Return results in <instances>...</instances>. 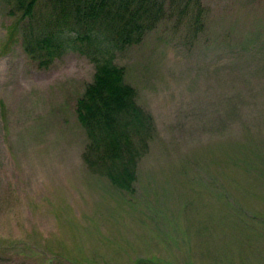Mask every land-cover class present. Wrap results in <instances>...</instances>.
Masks as SVG:
<instances>
[{
  "label": "rangeland",
  "instance_id": "rangeland-1",
  "mask_svg": "<svg viewBox=\"0 0 264 264\" xmlns=\"http://www.w3.org/2000/svg\"><path fill=\"white\" fill-rule=\"evenodd\" d=\"M155 1L112 51L153 122L126 192L82 157L88 51L31 58L0 0V264H264V0Z\"/></svg>",
  "mask_w": 264,
  "mask_h": 264
},
{
  "label": "trees",
  "instance_id": "trees-1",
  "mask_svg": "<svg viewBox=\"0 0 264 264\" xmlns=\"http://www.w3.org/2000/svg\"><path fill=\"white\" fill-rule=\"evenodd\" d=\"M3 1L11 7L10 14L19 13L18 19L29 23L24 51L31 58L46 63L73 47L85 54L88 51L95 67L93 83L76 106L87 139L82 157L88 169L115 188L132 191L138 158L153 122L133 104L134 89L124 81L123 69L113 62L112 51L117 45L139 42L143 32L160 18L161 6L155 0H47L51 12L40 13L37 19L35 11L41 0Z\"/></svg>",
  "mask_w": 264,
  "mask_h": 264
}]
</instances>
